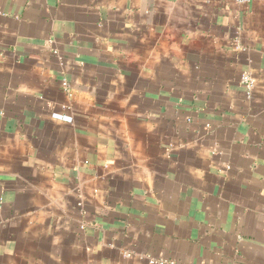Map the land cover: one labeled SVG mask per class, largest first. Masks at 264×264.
Segmentation results:
<instances>
[{
    "label": "crops",
    "instance_id": "crops-1",
    "mask_svg": "<svg viewBox=\"0 0 264 264\" xmlns=\"http://www.w3.org/2000/svg\"><path fill=\"white\" fill-rule=\"evenodd\" d=\"M152 261L264 264V0H0V264Z\"/></svg>",
    "mask_w": 264,
    "mask_h": 264
},
{
    "label": "built area",
    "instance_id": "built-area-1",
    "mask_svg": "<svg viewBox=\"0 0 264 264\" xmlns=\"http://www.w3.org/2000/svg\"><path fill=\"white\" fill-rule=\"evenodd\" d=\"M254 1L255 0H235V2L238 3V4H249V3H252ZM242 80H243V83L246 85V87L249 90H252L253 81L251 80V78L249 76H244ZM152 263L155 264L154 261H152ZM159 264H165V262L164 261H160Z\"/></svg>",
    "mask_w": 264,
    "mask_h": 264
}]
</instances>
